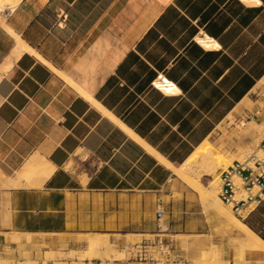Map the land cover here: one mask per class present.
I'll use <instances>...</instances> for the list:
<instances>
[{"label": "crops", "instance_id": "1", "mask_svg": "<svg viewBox=\"0 0 264 264\" xmlns=\"http://www.w3.org/2000/svg\"><path fill=\"white\" fill-rule=\"evenodd\" d=\"M259 1L22 0L7 10L0 23V165L17 168L10 175L15 188L4 190L5 231L31 235V244L27 236L21 244L36 246L39 258L88 253L94 239L102 242L97 253L106 255L109 243L114 255L112 245L148 249L170 240L168 231L175 237L207 231L202 204L179 185L182 197L175 198L177 176L104 109L182 165L227 118L233 123L251 109L253 95L264 99ZM206 36L220 48L195 42ZM157 76L178 92L154 89ZM34 157L55 167L42 185L19 177ZM240 219L264 239V201ZM228 232L235 242L238 229L229 225ZM230 253L238 255L235 243ZM114 256L98 260L119 262Z\"/></svg>", "mask_w": 264, "mask_h": 264}, {"label": "rangeland", "instance_id": "2", "mask_svg": "<svg viewBox=\"0 0 264 264\" xmlns=\"http://www.w3.org/2000/svg\"><path fill=\"white\" fill-rule=\"evenodd\" d=\"M262 94L264 96V91ZM256 98H259L258 94L253 95L250 99L254 105L251 109H245L243 112L237 114L232 120L233 123H230V119L227 118L219 127V132L208 139L214 146V154L221 153L220 155L226 157V160L231 161L225 167L226 169L234 161H243L255 152L264 157V153L259 146L264 138V129L257 132L252 125L254 124L253 122L264 124V99L262 101H255ZM247 129H250V132L246 133L245 130ZM15 168L17 167H13L10 164L0 165V195L2 196L0 197V219H2L0 222V259H5L3 261L0 260V264H49L50 261H53L55 264H62L58 260H72V264H101L102 262L98 258L105 259L101 254L96 252L84 253V250L71 251L70 253H55L50 251L45 253L44 257H36V255L32 254V250L36 246L27 247L21 244L23 241L22 237L24 236L28 237L27 242L31 244V235L14 231L7 233L5 231L4 228L7 226L6 219L8 218V214L4 215V196L8 194L4 190L15 188L10 182L13 179L10 175L13 174ZM223 170L225 169H221L218 172L219 188ZM212 177L204 178L203 182L208 185ZM172 184L175 198L182 197V192L176 189V186L179 185L188 194L189 201H199L202 204L206 212L207 223L211 225L209 229L193 236L181 237L172 236L168 231L166 233L169 235L166 237L170 240L164 239L161 242H157L154 246L148 247V249H144V247H126L121 250L120 247L112 245L114 254L121 257L118 258L120 261H115L114 264H120L131 259L146 264H215L217 262L222 264L220 261L224 262L223 264L225 262H227L226 264H241L237 253H230V247L233 246L232 240L234 238L230 237L228 229L229 225L234 226V223L230 221L225 223L214 212L208 211L203 198L178 177L173 180ZM218 191L219 189L217 190V195ZM225 206L232 210L231 207ZM233 214L235 215L234 212ZM148 237L153 238V236ZM14 242L17 245H13ZM79 255L84 256V258H80Z\"/></svg>", "mask_w": 264, "mask_h": 264}, {"label": "bare ground", "instance_id": "3", "mask_svg": "<svg viewBox=\"0 0 264 264\" xmlns=\"http://www.w3.org/2000/svg\"><path fill=\"white\" fill-rule=\"evenodd\" d=\"M22 0H0V23H3L4 13L7 10H14ZM246 5L252 6L260 4L259 0H242ZM17 38V36H16ZM19 43V48L22 50L28 49L27 46L17 40ZM197 41L205 48V49H217L220 48L219 43L206 36L202 38H198ZM167 84L161 85V90L166 94H173L178 92V88L165 80ZM90 97V96H89ZM92 100L93 98L90 97ZM99 107H101L98 104ZM105 113L109 115L116 123L121 125L123 129H125L130 135L134 136L151 154L155 155V157L163 164L167 166V168L172 171L179 179L193 188L205 201V204L208 208L216 214L220 220L230 221L234 223V226L238 229L239 235L237 236L236 241L233 243L236 244V250L238 251L239 260L241 264H251L250 261L247 260V254H250L255 260L257 264H264V239H262L257 233H255L244 221L240 220L236 217L232 210L227 208L223 201L217 195V190L219 189V170L226 169L228 163H231L230 160H226V157L220 154H214V146L209 141H205L200 147H198L189 158L182 165H174L170 161H168L163 155L158 153L156 150L147 145L144 141L135 136L130 130H128L118 119H116L111 113L104 109ZM257 125V124H256ZM261 130V129H260ZM264 153V150L261 149ZM216 152V149H215ZM219 152V151H218ZM225 154V153H224ZM37 157V155L35 156ZM29 160V163L23 171H19V177L30 180V182H34L36 184L42 185L45 181H47L51 175L55 171V167L50 164L49 161L41 158H35ZM44 158V157H43ZM199 161V162H198ZM240 161V160H238ZM69 166V165H68ZM70 168V167H69ZM213 176L212 180H210L209 184L206 185L203 182L204 178ZM17 180V179H16ZM15 180V181H16ZM84 181H86L83 178ZM21 181V180H20ZM21 185V182L16 181ZM29 182V183H30ZM207 182V181H206ZM17 185V184H16ZM30 185V184H29ZM34 185V184H32ZM36 186V185H35ZM12 240V239H11ZM100 240V239H99ZM99 240L94 239L91 240L90 252L94 253L98 251L101 246ZM235 240V238H234ZM104 245V244H103ZM106 245V244H105ZM109 243L107 244V252L106 255H102L104 258L113 259L114 255H112L109 251L110 249ZM99 253V252H98ZM83 255V254H82ZM82 255H79L80 258ZM216 258V257H214ZM5 260V259H0ZM106 260V259H105ZM229 261V260H228ZM237 262V260H236ZM220 263H224L221 262ZM227 262H225L226 264ZM230 263V262H229ZM105 264V261L103 262ZM219 264V262L215 263Z\"/></svg>", "mask_w": 264, "mask_h": 264}, {"label": "built area", "instance_id": "4", "mask_svg": "<svg viewBox=\"0 0 264 264\" xmlns=\"http://www.w3.org/2000/svg\"><path fill=\"white\" fill-rule=\"evenodd\" d=\"M195 42L201 45L197 40ZM162 84H167L162 77L153 82V86L160 91ZM259 146L264 150V138ZM220 178L218 196L225 205L232 208L236 216L246 218L264 201V157L258 153H253L243 161H234L222 171ZM165 215L164 204L159 200L157 205L159 222L163 221Z\"/></svg>", "mask_w": 264, "mask_h": 264}, {"label": "trees", "instance_id": "5", "mask_svg": "<svg viewBox=\"0 0 264 264\" xmlns=\"http://www.w3.org/2000/svg\"><path fill=\"white\" fill-rule=\"evenodd\" d=\"M158 78V76L157 77H155V79L152 81V87L154 88V89H156L154 86H153V82L156 80ZM248 224L251 226V228H253L254 229V227H253V225L250 223V222H248ZM262 236V235H261ZM263 238H264V236H262Z\"/></svg>", "mask_w": 264, "mask_h": 264}]
</instances>
